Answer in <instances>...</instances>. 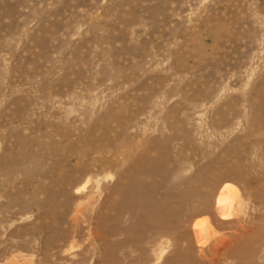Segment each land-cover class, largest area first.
I'll return each mask as SVG.
<instances>
[{
  "label": "rangeland",
  "instance_id": "1",
  "mask_svg": "<svg viewBox=\"0 0 264 264\" xmlns=\"http://www.w3.org/2000/svg\"><path fill=\"white\" fill-rule=\"evenodd\" d=\"M147 194L175 229L157 245L159 222L132 210ZM250 196L264 198V0H0V264H195L189 247L200 264L242 216L262 241L223 264H264Z\"/></svg>",
  "mask_w": 264,
  "mask_h": 264
},
{
  "label": "bare ground",
  "instance_id": "2",
  "mask_svg": "<svg viewBox=\"0 0 264 264\" xmlns=\"http://www.w3.org/2000/svg\"><path fill=\"white\" fill-rule=\"evenodd\" d=\"M145 175L151 178L153 176V173H146ZM132 182H133V180H132ZM198 182L202 185L203 178L201 177ZM194 192L199 193V191H197V189H194ZM200 195H202L201 197H203V196L205 197V195H203V194H200ZM233 197H234V192L231 190V188L228 187L227 185L222 186V188L220 189V191L218 193L216 201H215V203H216L215 204V214H216L217 218H219L220 220H222V221L226 220L227 221L229 219V217L231 218V216L234 215L233 212L235 209H234ZM260 198H261V200H260L261 202H258L259 201L258 199L256 200L255 197L250 196V198L247 200L246 204L251 203V205H249V206H253L252 208L259 209V211H260L261 209H264L263 208L264 207V198L263 197H260ZM188 199H189L188 196H185L184 201H186V203H188ZM168 200L169 199L166 197L162 202L155 204V203L151 202L152 201V195L147 194L141 200V202H137L136 207L140 211H138L137 209H132L134 214H137L140 217H144L145 221L149 220L150 223L159 222L158 224H155V225H152V224L146 225L145 224V228H147L146 231L155 235L154 238L150 239L149 244L157 245V243L159 242L158 239H165V238L170 237L174 234L173 233V231L175 230V229H173L174 227H171V226H169V224H167V218L169 217V213H170L169 212V204L167 203ZM206 200H208V199L206 198ZM246 204H243L240 207H238V213L242 214L244 212L243 206H245V208H246ZM207 205H209V204H207ZM209 209H210V207H209ZM209 209L206 208L205 211L207 212ZM141 212H142V216H141ZM263 219H264L263 215L262 216L259 215L258 218H256L257 222H258V220H263ZM237 223L238 224L236 225V228L234 229V231L231 234H229L227 236L220 237L217 240H215L212 247L209 249V251H207L208 253L201 255L202 259H200L198 261L200 264H223L225 261H229V260H236L237 262L241 263L242 261H244V259H247L250 257V253L251 254L253 253L252 250H250V253L247 251H244L243 246H246L247 244H250V243L254 242L255 240H260L261 235L254 233L255 223L249 219H245V216H242V220L240 219V222H237ZM262 226H264V225H262ZM192 229H193V233H194L193 234L194 238L197 241H199V240L204 241V238L208 237L207 229L206 230L205 229L204 230H201V229L197 230L194 227ZM259 230L261 231V229H259ZM261 241L262 240H260V242ZM192 250L193 249L189 247V249L187 251L188 255H187V257L185 256V258L190 263L198 264L194 260V257L191 253ZM143 252H147V249H143ZM160 258H161V256L159 255L158 259L156 260L157 264H158ZM148 262L149 261H147V263ZM170 263H171V260H169V259L164 262V264H170ZM225 263H227V262H225Z\"/></svg>",
  "mask_w": 264,
  "mask_h": 264
}]
</instances>
